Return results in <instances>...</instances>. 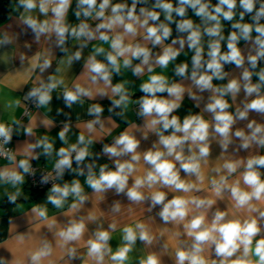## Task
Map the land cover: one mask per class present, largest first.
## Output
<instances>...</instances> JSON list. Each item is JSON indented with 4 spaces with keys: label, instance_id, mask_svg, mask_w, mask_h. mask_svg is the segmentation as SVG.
Returning <instances> with one entry per match:
<instances>
[{
    "label": "clouds",
    "instance_id": "clouds-1",
    "mask_svg": "<svg viewBox=\"0 0 264 264\" xmlns=\"http://www.w3.org/2000/svg\"><path fill=\"white\" fill-rule=\"evenodd\" d=\"M72 4L73 0H18L16 10L22 9L20 22L31 30L37 43L43 37L48 45L31 58L30 66L25 69L30 74L39 69L40 74L24 99L43 108L52 101V93L62 88V98L69 109L74 104L83 105L85 98L107 97L111 101L109 113L119 108L121 111L114 114L123 116L133 93L126 87L127 80L113 84V75H121L122 69L131 70L138 78L147 73L148 79L139 86L144 95L136 101L137 115L143 119V125L130 124L111 144L103 145L102 154L113 161L114 167L105 163L99 165L97 172L96 160L87 162L94 157L90 148L118 126L109 117L107 124L111 127H106L101 104L92 103L88 107L87 114L94 119L76 125L81 131L75 143L68 140L71 124H63L58 136L67 146L58 150L48 135L34 143L26 142L15 152L6 147L17 127H22L28 137L35 136L36 115L26 126L15 119L10 124L0 123V157L12 165L0 168V184L16 189L6 193L8 201L16 203L21 195L18 186L25 183L27 175H35L31 161L44 155L56 158L52 171L42 174L40 179L41 184L52 185L47 202L56 209L68 205V211L63 213L68 219L62 224L56 217L49 219L46 206L33 207L28 222H44L52 238L47 235L35 238V244L24 253V260L7 248L12 259L0 257V264H45L46 261L72 264L77 259L82 264H133L130 253L135 251L137 240L150 250L136 264H163L164 256L170 257L173 264H264V154L259 152L264 149V123L249 120L251 112L264 117V67H259L264 60V23L261 22L264 0H217L215 4L211 0H177L175 5L172 0H154L150 6L149 0H131L130 5L127 0H76L74 15L78 23L70 24L68 13ZM138 5L145 6L137 8ZM189 8L200 23L188 18ZM246 15H250L251 22H245ZM224 21L231 22L227 36ZM173 23L179 35L166 43L172 37ZM13 39L4 32L0 46L11 44ZM70 39L78 45L74 52L67 47ZM92 41L109 47H93L83 64L86 84L75 82L69 87L61 75V66L71 68L74 62H79L83 50ZM241 41L250 43L247 55L238 46ZM223 42L226 51L222 50ZM185 46L193 55L191 67L187 62L175 64L174 74L181 82L154 74L157 68L167 69L174 63ZM54 47L65 55L54 74L45 79L43 74L55 59ZM157 47L160 50L154 52ZM25 59L21 54V63ZM226 65H235L241 70L240 75L225 71ZM253 76L258 77L257 82H253ZM225 79L227 83H213ZM183 81L190 84L186 86ZM241 91L244 97L237 103ZM204 92L209 95L200 113L185 115L183 119L174 114L181 108L186 93L200 108ZM19 104L16 100L15 105ZM233 106L234 112L230 111ZM205 113L210 118H205ZM24 115L29 116L27 109ZM240 121L248 122L234 130ZM39 124L50 128L53 121L44 117L39 119ZM136 133L141 134L140 139ZM149 134L158 139L147 150H139L141 139L148 140ZM213 144L221 150L217 158L221 163L209 166ZM230 147H233L231 153ZM241 150L248 151V155L240 157ZM16 153L25 158L17 160ZM85 169V183L98 203L111 191L126 197L129 205L147 204L143 212L151 214L159 209L154 216L148 215L147 222L136 220L125 225L115 250L110 241L118 221L112 219L105 228L95 212L81 214L90 196L79 179L57 182L63 180L66 172L85 176ZM206 179L210 194L204 191ZM69 198L74 202L69 203ZM218 201L227 202L224 210ZM121 211V201H113L109 212L115 217ZM128 211L132 212V208ZM156 218L164 226L154 232L151 225ZM89 224L95 228L90 230ZM9 225L14 231L16 224L11 219ZM12 239L24 245L34 237L29 231ZM157 246L158 251L151 250ZM81 247L86 249L84 254ZM56 249L60 255L53 259Z\"/></svg>",
    "mask_w": 264,
    "mask_h": 264
},
{
    "label": "crops",
    "instance_id": "crops-1",
    "mask_svg": "<svg viewBox=\"0 0 264 264\" xmlns=\"http://www.w3.org/2000/svg\"><path fill=\"white\" fill-rule=\"evenodd\" d=\"M114 2H119V0H114ZM129 5L131 4V0H127ZM18 0H12V13L8 19H6L3 23L0 24V36L4 32H7L10 36H12L13 42L6 46H0V123L10 124L13 119L20 120L22 125L26 126L29 120L32 118L33 115L38 116L37 120V127L34 129L35 136L28 137L24 135L23 128L17 127L16 131L12 137V150L15 152L18 149H22L26 142L34 143L35 140L39 139L43 135H48L50 140L54 141V148L58 150L60 147L64 145L62 141L59 140L58 133L62 129L64 123L71 124V131L68 133V140L69 143H75L77 140V136L81 131L80 128L76 127L77 124H82L87 122L90 119H94L93 116H89L87 114V109L92 103H99L104 108V112L102 113V118L106 121V127H111L110 124H107V119L111 117L113 121L118 125L114 128L111 134H104V136L94 143L91 146L90 151L94 153V157L89 158L87 162H92L93 159L96 160L97 168L95 169L97 172L99 170V165L107 163L109 167H114V163L112 160L102 154V148L104 144H111L113 139L118 136L121 132H123L130 124H137L139 126L143 125V119L137 115V103L136 101L143 96L144 94L140 91V84L148 79V74L146 73L144 77H136L132 74L131 70L122 69L121 75H113V84L122 82L127 80L129 83L126 87L133 93L129 105L127 109L124 110L123 116H117L114 113L120 112L121 109L117 108L114 110V113H109L108 108L111 107V101L109 98L104 97L100 98L97 97L95 100H88L85 98L84 104H74L71 109L65 106V103L62 98V88H58L56 91L52 93L53 99L48 106L43 108H35L29 116H23L24 106L26 104V100L24 99L27 92L33 87V81L35 80L36 75H39V69H37L34 73L30 74L25 72L30 66L31 58L39 51H43L45 47L48 45L46 44L44 38H41V41L37 43L35 41L34 34L24 26L20 20V12L22 9L16 10V5ZM154 1L149 2L150 6ZM145 6V5H138L137 8ZM76 10V0H73L72 7L68 13V22L70 24L78 23L74 12ZM175 15V14H174ZM43 19V17H40ZM188 18H191L196 23H200L198 17H196L192 10L188 11ZM239 17L237 16V19ZM163 19V15L161 16ZM177 19H179L177 17ZM245 22H251L250 15L245 16ZM93 26H95V22ZM225 26V36L231 31V22L224 21ZM173 29L172 37L169 38L166 43H171V39H174L179 35L176 32L175 24L170 25ZM255 33H253V37ZM54 39V37H53ZM207 40V37H205ZM28 44L31 47H25ZM102 46L107 49L109 46L107 44H101L100 41H92L88 44V46L83 50L82 59L79 62H74L71 68H67L66 66H61L63 71L61 75L65 79L66 84L71 87V85L75 82H79L82 85L86 84V76H83V64L84 60L87 58L88 55L91 54L93 47ZM243 51L244 54L247 55V50L250 47V43L241 41L238 45ZM67 47L70 51L74 52L77 50L78 45H76V41L69 40L67 43ZM178 47V45H177ZM159 47L153 49L154 52L159 51ZM222 50L226 51V42L222 43ZM53 53L55 59L52 62V67L48 69L44 74L43 78H47L48 75L54 74L55 68L58 66V62L62 59L65 53L61 52L58 48H53ZM23 54L26 59L23 63L20 61V55ZM193 53L188 50L187 46H185V50L181 55L177 58V60L170 64L167 69H159L155 70L154 74H163L170 79H173L177 82H181L180 77H176L174 74V67L177 63L187 62L191 67V56ZM99 59H103V57H98ZM134 63H139V61H134ZM259 67H264V62L259 63ZM258 70V69H257ZM225 71L230 72L234 76L240 75V69L236 68L235 65H226ZM258 77L253 76V82H257ZM186 86L190 84V81H183ZM214 84H222L227 83V79L223 81H213ZM163 95H167L166 93ZM204 96V101L201 102L200 108L195 106V101L190 99L187 93L184 96V100L182 102L181 108L178 109L174 114L178 115L183 119L185 115L188 114H198L200 113L201 109L204 106V103L207 101V97L209 95L208 92L202 93ZM244 93L241 91L240 95L237 98V103H240L243 100ZM118 98V97H114ZM229 102L231 103L230 97H228ZM19 100V106L15 105V101ZM13 104V107L8 108L6 107L7 104ZM58 110H62L59 111ZM235 107L230 109V111L234 112ZM47 117L53 121V126L50 128H45L44 126L39 124V119ZM205 118H210L207 113H205ZM256 119L260 123H264V117L256 114L255 112H251L249 114V120ZM248 121H240L238 122L235 127H245ZM98 127V126H97ZM137 138H141L140 133H136ZM158 138L154 134H149L148 140L141 139L140 149L141 151L147 150L151 147V144L156 141ZM239 143V141H237ZM234 147V146H233ZM233 147H230L229 152L233 151ZM36 152H42V149H36ZM220 148L218 145H212V153L210 157L209 166H213L216 163H221L217 161L218 156L220 155ZM254 151V150H249ZM260 154H264V149L259 150ZM96 154L99 155V158L96 159ZM240 157H246L248 155V151L241 150L238 154ZM17 160L25 158L24 156L16 153ZM55 156L52 158H48L44 155H40L38 160H32L31 163L46 168L51 169L55 163ZM2 167H12L10 162L6 159L0 161V168ZM73 167H76L75 162L73 163ZM206 175H209L207 169H205ZM184 176V173H181ZM73 179H79L81 181L82 186L85 189V192L90 196V200L87 201L84 205V209L82 210L81 214H86L88 211H93L97 214L100 218L101 222L104 223V227L107 228L109 222L112 219H116L118 221L117 230L112 233V240L110 244L113 250L119 246L120 239H121V229L127 224H133L136 220H141L147 222L148 215H155V212L159 209H155L153 213L149 214L147 212H143V208L147 207L143 205H129L126 197L124 196H117L113 192H108L105 195V200L103 202L98 203V199L96 196L92 195V190L87 186L85 183L86 181V169H85V176H79L75 173L66 172L64 175L63 180L59 181L61 184L64 182L70 183ZM131 183V180H130ZM19 190L21 191L20 197H18L16 203H10L7 199L6 193L14 192V189L11 185L0 184V257H5L7 259H12L11 253L7 250V248L11 249L15 256L21 260L25 259L24 253L29 247H32L35 244V238H38L40 235H47L49 239L52 238L51 233L48 232L47 228L45 227L44 222L39 223H29V218L31 216V209L37 205H43L47 208V215L49 219L53 217L57 218L58 223H65L67 221V217L63 215V213L68 211V205L66 204L62 209H56L53 205L47 202V194L48 191L44 192H32L28 189L26 178L25 183L23 185L18 186ZM204 191L210 194L211 188L206 179L204 184ZM172 194H169V198H171ZM120 200L122 203V211L120 214L116 215L115 217L109 212L110 206L112 205L113 201ZM74 202L71 198H69V203ZM226 201H218V206L221 210L226 208ZM132 208V212L128 211V208ZM12 220L16 224V228L14 231L10 230L9 220ZM153 231L155 232L157 227H163L164 225L160 221L159 218H156L154 224L151 225ZM170 226V225H169ZM95 225L89 224V229L93 230ZM31 232L33 234V241L26 242L24 245H19L14 239L18 233H26ZM150 249L144 247L142 242L137 240L136 249L133 253H130V257L132 258L133 264H136L138 258L142 255H145ZM151 250H159V246ZM81 254L86 252L84 247L80 248ZM60 255L59 249H56L54 252L53 259H56ZM163 264H173V260L168 257L164 256ZM47 264V261L45 262ZM59 264H63V261H60ZM72 264H82V262L77 259L72 262Z\"/></svg>",
    "mask_w": 264,
    "mask_h": 264
},
{
    "label": "built area",
    "instance_id": "built-area-1",
    "mask_svg": "<svg viewBox=\"0 0 264 264\" xmlns=\"http://www.w3.org/2000/svg\"><path fill=\"white\" fill-rule=\"evenodd\" d=\"M261 22L264 23V20H262ZM260 62H264V60H262ZM35 108H36V106L32 103V101H27L25 106H24L23 116H25L24 112L26 109L30 114ZM136 109H138V106ZM6 147L12 149L11 142L8 145H6ZM3 159L4 158L0 157V161ZM31 164H32L33 169H35V175L34 176L33 175H27L25 177L28 189L31 190L32 192H39V193L50 190V188L52 186L51 182H49L47 184H41L40 179H41L42 174L52 171L54 166L51 169H46V168L37 166L33 163H31ZM57 182L60 183L59 181H57Z\"/></svg>",
    "mask_w": 264,
    "mask_h": 264
},
{
    "label": "trees",
    "instance_id": "trees-1",
    "mask_svg": "<svg viewBox=\"0 0 264 264\" xmlns=\"http://www.w3.org/2000/svg\"><path fill=\"white\" fill-rule=\"evenodd\" d=\"M154 0H149V2ZM12 13V0H0V24L3 23Z\"/></svg>",
    "mask_w": 264,
    "mask_h": 264
},
{
    "label": "water",
    "instance_id": "water-1",
    "mask_svg": "<svg viewBox=\"0 0 264 264\" xmlns=\"http://www.w3.org/2000/svg\"><path fill=\"white\" fill-rule=\"evenodd\" d=\"M173 4L175 5L177 3V0H172ZM212 4H215L217 2V0H211ZM191 9L189 8L188 11H190Z\"/></svg>",
    "mask_w": 264,
    "mask_h": 264
}]
</instances>
